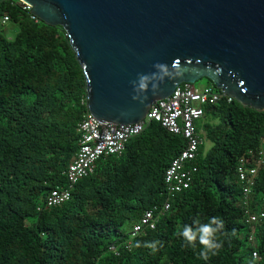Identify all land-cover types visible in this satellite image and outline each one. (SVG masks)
<instances>
[{
	"label": "trees",
	"instance_id": "1",
	"mask_svg": "<svg viewBox=\"0 0 264 264\" xmlns=\"http://www.w3.org/2000/svg\"><path fill=\"white\" fill-rule=\"evenodd\" d=\"M17 2L0 3V16L10 18L9 27L0 25V264H264V219L252 245L236 173L239 159L255 165L259 157L264 110L235 100L205 108L196 126L211 147H200L192 185L174 198L164 176L186 141L153 121L121 156L100 159L70 201L46 207L52 190L69 187L65 173L89 110L86 79L65 30L34 21ZM252 195L251 209L264 211V167ZM167 201L156 228L133 237L145 212ZM215 216L237 235L219 234L223 247L204 260L198 242L186 246L174 231ZM156 240L155 252L135 247Z\"/></svg>",
	"mask_w": 264,
	"mask_h": 264
},
{
	"label": "water",
	"instance_id": "2",
	"mask_svg": "<svg viewBox=\"0 0 264 264\" xmlns=\"http://www.w3.org/2000/svg\"><path fill=\"white\" fill-rule=\"evenodd\" d=\"M16 1L65 30L84 70L89 112L103 125L140 122L181 84L205 79L264 110V0ZM141 76L148 88L135 91Z\"/></svg>",
	"mask_w": 264,
	"mask_h": 264
},
{
	"label": "built area",
	"instance_id": "3",
	"mask_svg": "<svg viewBox=\"0 0 264 264\" xmlns=\"http://www.w3.org/2000/svg\"><path fill=\"white\" fill-rule=\"evenodd\" d=\"M20 6L30 14L34 21H40L26 9L30 6L29 4L21 1ZM0 25L5 28L9 27V16H0ZM10 39H12V35H10ZM223 100L232 103L235 99L210 85L197 87L184 83L178 86L170 97L157 102L156 107L153 105L145 119L134 124L109 123L103 125L88 110L77 129L80 135L79 150L65 173L69 187L52 190L46 199V207L54 208L70 201L73 187L79 180L94 173L96 163L100 159L121 156L128 141L142 134L153 121L160 123L169 134L182 136L186 141L184 150L171 162L165 172L164 179L169 198H174L177 194L189 189L197 171V168L191 165L197 159L200 147L205 143L196 124L204 118L206 107L217 105ZM262 167H264V141L255 165H249L246 159L241 158L236 169L242 187V207L246 216V223L250 225L252 232L249 240L252 245L256 244L253 228L264 219V211L251 209L253 189L258 171ZM169 210L170 201H167L161 209L155 207L146 211L140 221L134 225L132 236H136L145 229H155L159 222L156 213L158 211L165 213ZM254 254V258H258V254L256 252Z\"/></svg>",
	"mask_w": 264,
	"mask_h": 264
},
{
	"label": "clouds",
	"instance_id": "4",
	"mask_svg": "<svg viewBox=\"0 0 264 264\" xmlns=\"http://www.w3.org/2000/svg\"><path fill=\"white\" fill-rule=\"evenodd\" d=\"M154 67L163 68V65L156 64ZM159 79H163L160 77ZM148 77L141 76L139 78L138 89L135 91L146 90L148 88ZM159 87V84L156 83L153 85V90H156ZM138 97L134 96L133 99H137ZM195 228L183 224L177 225L174 235L177 237L183 238L186 242V246L195 247L196 242H198L201 246V251L199 253V257L208 260L211 255H216L218 250L223 247V242L218 239L219 234L223 233L225 236L235 237L237 235L236 229H232L231 233L224 231V222L219 216L211 217L207 222H201L199 218L193 220ZM160 244V241H151L145 242L141 245L140 242L135 244V247L139 248L141 246L151 249L153 252L157 250V246ZM255 256V254H254Z\"/></svg>",
	"mask_w": 264,
	"mask_h": 264
},
{
	"label": "rangeland",
	"instance_id": "5",
	"mask_svg": "<svg viewBox=\"0 0 264 264\" xmlns=\"http://www.w3.org/2000/svg\"><path fill=\"white\" fill-rule=\"evenodd\" d=\"M9 34H13L11 31H9ZM205 85H207L206 84V80H202L201 82H198L197 84H196V86L197 87H203V86H205ZM204 119L206 120V117H204ZM203 120V119H202ZM202 133V135H204L205 133H204V131H202L201 132ZM206 142V149L208 150V149H210V147H211V143L209 142V141H205Z\"/></svg>",
	"mask_w": 264,
	"mask_h": 264
},
{
	"label": "crops",
	"instance_id": "6",
	"mask_svg": "<svg viewBox=\"0 0 264 264\" xmlns=\"http://www.w3.org/2000/svg\"><path fill=\"white\" fill-rule=\"evenodd\" d=\"M204 117H205V116H204ZM200 121H201V122H204V121H205V119L203 118V120L201 119ZM200 121H199V122H200ZM201 132H202V131H201ZM201 132H200V134L202 135V133H201Z\"/></svg>",
	"mask_w": 264,
	"mask_h": 264
}]
</instances>
